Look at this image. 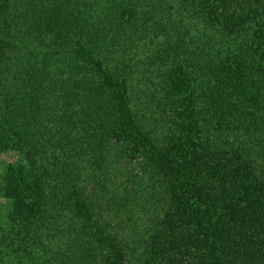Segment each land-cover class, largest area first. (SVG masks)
<instances>
[{
  "label": "trees",
  "instance_id": "16d2710c",
  "mask_svg": "<svg viewBox=\"0 0 264 264\" xmlns=\"http://www.w3.org/2000/svg\"><path fill=\"white\" fill-rule=\"evenodd\" d=\"M0 264H264V0H0Z\"/></svg>",
  "mask_w": 264,
  "mask_h": 264
},
{
  "label": "rangeland",
  "instance_id": "374dc122",
  "mask_svg": "<svg viewBox=\"0 0 264 264\" xmlns=\"http://www.w3.org/2000/svg\"><path fill=\"white\" fill-rule=\"evenodd\" d=\"M9 158H10L9 156H4L3 158L0 159V186H1V176L3 173L4 165L8 162ZM8 206H9L8 200L5 199L0 192V220L1 221L5 218Z\"/></svg>",
  "mask_w": 264,
  "mask_h": 264
}]
</instances>
